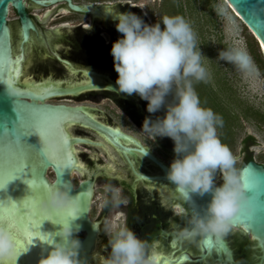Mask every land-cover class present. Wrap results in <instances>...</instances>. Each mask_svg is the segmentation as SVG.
I'll use <instances>...</instances> for the list:
<instances>
[{
  "label": "clouds",
  "instance_id": "obj_1",
  "mask_svg": "<svg viewBox=\"0 0 264 264\" xmlns=\"http://www.w3.org/2000/svg\"><path fill=\"white\" fill-rule=\"evenodd\" d=\"M109 14L115 30L121 34L109 49L116 73L114 85L110 86L146 101L145 110L149 114L163 108V115L145 116L140 130L154 141L157 137L172 141L174 155L165 178L181 200L192 203L193 196H208L203 214L193 209L183 218V225L177 226V240L192 241L201 235L222 239L232 229L233 218L250 211L249 197L235 167L237 157L217 136L220 117L201 106L193 87V81L206 78V70L200 62L202 53L189 23L180 15H163L159 21L149 24L130 10ZM217 59L241 71L247 70L251 63L247 52L236 48L218 50ZM6 92L9 96L17 94L10 86ZM38 137L43 152L54 155L60 150L54 136ZM217 172L221 175L218 184L215 183ZM70 199L62 187H51L37 203L41 210H57ZM76 218L47 220L58 227L45 233L48 249L37 264H82L78 258L80 240L75 235L79 231V225L74 223ZM107 235L108 254L103 264H155L154 256L146 253V243L127 226L109 229ZM20 254L15 251L7 228L0 226V264L7 260L16 262Z\"/></svg>",
  "mask_w": 264,
  "mask_h": 264
},
{
  "label": "flooded vegetation",
  "instance_id": "obj_2",
  "mask_svg": "<svg viewBox=\"0 0 264 264\" xmlns=\"http://www.w3.org/2000/svg\"><path fill=\"white\" fill-rule=\"evenodd\" d=\"M72 1L77 3L75 0ZM28 2L36 7H44L48 4L39 6L33 4L29 0H25L26 11L33 21L36 30L29 31L31 45H27L28 47L23 46V76H31L32 80L36 83H41L46 78L52 79L50 86H48L51 90L46 94H43L46 95L45 98L42 95L45 102L51 104L62 103L71 106H83L84 108L82 109L84 110L83 113L85 115L112 130H114L115 126H119L110 119L106 112L86 105L81 101L89 99L92 101H98L103 99L101 97H104L116 107L132 116L138 123H141L145 116L150 115L152 118H155L157 115H163V108L157 113L149 114L145 110L146 101L141 100L135 94L125 95L118 90L86 87L73 92L63 94L58 93L60 88L68 89L74 87L73 85L71 87L68 84V81L74 80L78 82L83 78L92 76L86 73L91 70L108 75L110 79L115 81L116 73L112 67V57L109 49L111 43L121 34L115 30L112 18H107L101 15L96 9L95 12L92 13L77 12L69 9L65 0H58L52 4L59 3L62 4V6L58 5L54 10L63 8L68 12L88 15L89 19H86V21H90V24L86 23V25L81 26L79 29L70 27V30L73 32V38L70 36V31L65 30L64 25H62V28H59L61 30L60 34L55 33V31L51 34L60 35L61 37H66V39L63 40L60 38L61 41L50 43L47 39V32L43 29L42 22L37 19L36 15L30 12ZM77 4L82 5L83 3ZM92 6L94 5L92 4ZM134 6L136 5H130V7H132L130 10L132 12H134ZM94 7L100 8L98 6ZM119 10L122 11L121 9ZM55 14L57 15L58 13ZM140 15L144 21L148 23L144 15ZM67 21V19L59 20L58 23ZM96 24H101L102 27L101 25L99 26ZM106 25L109 27V34L103 35L102 29H104ZM78 26H80V24ZM91 27H95L94 30H92ZM20 41L21 38L19 39V43ZM38 42L41 43L40 46L36 44ZM19 50L20 48L16 49V52ZM33 52L36 53V57H32L34 69L28 70L29 67L27 65H30L29 56ZM46 64L49 65L46 66ZM50 66L53 68V71H49ZM44 67L46 68L43 69ZM39 69L42 71H39ZM44 71L48 72L46 73ZM68 71H71L73 75L68 74ZM93 77L100 80L96 82L97 84L114 85V81H103V79L95 76ZM58 81H60V83H58ZM85 83L88 82H84V84ZM76 84V86H81L78 83ZM25 85L26 84L19 81L17 82L19 88H28ZM71 101L74 102L70 103ZM75 121L76 122H72V128L70 129L72 132L71 136L83 137L85 139H88L87 137H89L88 140L93 141L92 139H95V134L92 132L102 133L106 136V144L109 146V150L106 151L103 145H94L88 142L72 143L74 148L82 146L87 150L82 152L77 150V157L80 158L84 164L81 179L90 177L93 180V197L89 209V216L92 220L98 222V237L93 251V258H91L87 264H103V259L108 254V249L106 247L108 240L107 230H117V228L112 227V222L109 219H105L108 209L107 203L102 206L96 216L94 215L95 211L92 203L95 197L97 180H114L121 183V186L128 197L124 211L123 226L130 228L138 238L146 243L147 254H159L163 255L162 257L168 256L169 263L171 264H264V250L259 244V241L240 226H233L229 233L220 239L222 244L226 246V250L229 253V259H225V253L223 251H220L221 253H219L216 249H212L211 257H206L204 262L197 261L200 254L204 253L201 250L200 244L202 235L197 236L192 241H181L176 238L177 226L183 225V218L190 214V210L187 208V203L179 198L174 187L170 183L163 180L154 181L146 177H141V175L163 176L164 173L152 161L139 152L138 149L140 147L137 141L140 142V140L119 127L121 131L129 134L136 141V143L132 141L129 143L130 147L135 149V151H133L134 154L130 155L114 145L110 141L108 134L87 125L81 114L78 115V119ZM156 139L159 140V137ZM119 140L121 144L125 145L126 138L119 137ZM160 141L165 152H167V154H173L172 141L170 138L161 137ZM140 143L142 144L141 147L143 149L168 166L169 163L162 156L154 152V150L144 145L142 142ZM255 145H257L256 141L250 136L246 137L243 141L241 153L244 162L238 168V171L249 160L264 164V160H258L253 157V147ZM98 153L105 155L106 162L104 164L97 163L95 157ZM83 160H86V162L92 164V166L90 167L88 163H85ZM122 171H124L131 182H127L125 178H122ZM218 175L221 178L219 172ZM47 176L49 179L53 178V173L50 168L47 170ZM71 180L74 186H76L80 179L76 182L72 177ZM166 188L172 189L173 192L171 191L166 195ZM161 198H163V201H161ZM175 238L176 243L172 245ZM218 256H220V260ZM181 259L184 261H181ZM162 261L163 260L161 259V262L158 264H162Z\"/></svg>",
  "mask_w": 264,
  "mask_h": 264
},
{
  "label": "water",
  "instance_id": "obj_3",
  "mask_svg": "<svg viewBox=\"0 0 264 264\" xmlns=\"http://www.w3.org/2000/svg\"><path fill=\"white\" fill-rule=\"evenodd\" d=\"M25 0H0V113H6L8 117L10 118V124L11 127V121H14L16 118V114L13 111V102L17 101L18 103L22 105H31L33 104V96L29 95V90L32 91L34 94H36L37 98L35 99L34 103L36 107H43L51 110H60L63 109L67 112H74L77 113V115L81 114L84 117V122L91 126L96 128L99 131H102L109 135L110 141L121 148L126 153L133 155L135 149L131 148L129 143L135 142V139L130 136L129 134L135 136L142 142L144 145L148 146L154 152L162 156L168 163L170 162L168 159H166L160 151L155 147L152 146L143 136L136 134L132 131H129L125 128L124 123L120 117H118L113 111H111L107 106L102 105H91L86 104L91 107H95L97 109H100L101 111H104L108 114L110 119L114 121L118 126L126 131L127 133L121 131V129L117 126L114 127V130L109 129L105 127L104 125L100 124L99 122L95 121L94 119L88 117L83 112H80V110H83V106L75 105H65L62 103L59 104H51L44 101V98L46 95H40L41 90L33 88V85H41V89L46 85L47 87L50 86L52 79L46 78L41 83H36L34 80H32L31 76H23V60H24V51L23 46H29L31 45V40H29L30 35L29 31L36 30V27L31 20L28 12L26 11L25 7ZM33 4L44 6L49 3H54L58 0H29ZM67 3V6L69 9L77 12H95L99 11V13L107 18H111V15L109 12H115V11H122L130 10L132 7H130L131 4L136 5V3L131 2H120V3H102V4H93L94 6H98L100 8H95L90 3H83L82 5H79L77 3H74L72 0H65ZM228 4L232 7V9L235 11L237 16L240 18L241 22L249 29V31L254 35V37L259 41V43L264 47V0H226ZM103 6V7H102ZM12 8V9H11ZM134 12L137 13V15H144L143 11L136 5L133 7ZM131 11V10H130ZM17 16H16V14ZM145 19L146 15H144ZM18 18V20H17ZM19 21V23H18ZM148 21V20H147ZM149 23V22H148ZM150 24V23H149ZM101 25V24H96ZM102 27V25H101ZM60 27H53V26H43V29L47 32L46 34L47 39L50 43H56L58 41H61V39L65 40L66 37H61L60 35H54L51 34L53 31L55 33L60 34L61 30ZM62 28V27H61ZM79 29L80 27H75ZM95 27H91L92 30H94ZM109 27L106 25L104 29H102V34H109L108 32ZM65 30L70 31V36L73 38V32L70 30V27H65ZM91 30V31H92ZM20 35V36H19ZM70 37V38H71ZM21 38V41L19 43V39ZM13 39V41H12ZM28 40V41H27ZM38 46L41 45L40 42L36 43ZM27 46V47H28ZM20 48L19 51L16 52V49ZM261 51V50H260ZM261 54L264 56L263 51H261ZM36 57V53L33 52L30 54L29 64L27 65L29 67L28 70L34 69V65L32 63V57ZM19 58L20 61V74L15 76L14 78L11 76V73L9 72V69L15 66V62ZM264 58V57H263ZM43 64V63H42ZM49 64H46L48 66ZM44 67L43 69H45ZM39 71H42L39 69ZM49 71H53V68L50 66ZM48 72V71H44ZM60 73V72H59ZM87 74H90L92 76H89L88 78H83L80 81L76 82L74 80L68 81V84L72 88H60L59 92L60 94L73 92L76 90H80L83 88H106L111 90H117L115 87L110 86V84H97L96 82L100 81L94 78L93 76L103 79V81H114L110 79L108 75L99 73L97 71H88ZM68 74L73 75L71 71H68ZM21 82L26 84L28 88H19L17 86V82ZM84 82H88L85 83ZM60 83V81H58ZM80 84L81 86H76L77 84ZM13 88L16 91L15 96H9L6 92V89L8 87ZM36 92V93H35ZM19 93V95H18ZM104 98V97H101ZM78 119V118H77ZM76 119V120H77ZM72 122H76L73 120ZM72 122L66 124L64 126V130L69 136V144L68 147L71 150V159L73 161V164L71 167L64 168L62 170V175L64 177L63 183L58 182V175H57V169L56 167L51 163H45L43 167L40 169L42 173V179L46 181L49 185H55V187H62L69 195L70 198L75 196L79 199V205L77 206V218L75 219L74 223L79 225V231L75 233V235L80 240V249L78 250V258L81 259L82 264H87L91 258H93V251L95 248L96 239L98 237V222L95 220H92L89 216V209L91 205V200L93 197V180L90 177H87L86 179H81L83 173L84 164L81 161L80 158L77 157V150L87 151L82 146H77L74 148L72 143H90L94 145H103L106 151L109 150V146L106 144V136L102 133H96L95 139H92L93 141L85 139L83 137L78 136H71L72 132L70 129L72 128ZM119 137L126 138L125 145L121 144ZM25 143L33 145L35 147H39V137L37 134L33 133L29 136L22 137L21 138ZM120 142V143H119ZM139 141H137L139 145V152H141L146 158H148L150 161H152L161 171L164 173L163 176H144L141 175V177H146L154 181H166L165 178V172L167 169V166L160 160H158L156 157H154L152 154L147 152L145 149H143L141 146L142 144ZM125 154V153H124ZM87 156V154H86ZM85 156V157H86ZM8 157V143L3 139V129L0 127V167H3L6 159ZM258 160H264V156L259 157L257 155H253ZM33 159H36L34 156ZM97 160V163L104 164L106 162V157L102 153H98L95 157ZM85 163L86 160H83ZM77 165H83V168L78 167ZM88 165L91 167L92 164ZM51 169L53 173V178L49 179L47 176V170ZM255 170L257 172V177L255 178V188H256V195H257V202L260 205H264V164L256 163L253 160L247 161L239 170L240 179L241 182L244 184L245 180L248 179V170ZM82 173V174H81ZM122 178H125L127 182H131L122 171ZM31 173L25 172L21 175V177H18L12 181H10L5 189H0V210H3L6 206L4 204V200H12L13 203H16L19 200H22L23 197L27 194V185L23 182L24 177L30 178ZM74 178V181L79 182L74 186L71 178ZM221 178L218 175V172L215 175V183H220ZM169 183V182H168ZM166 195L169 194V192H173L172 189L166 188ZM246 190V189H245ZM144 193V192H142ZM246 194L249 197V192L246 190ZM208 199L207 194L204 196H193V202L187 203V208L190 210V213L193 209L201 212L203 214V205L205 201ZM128 201V197L126 196L125 191L123 190L121 183L119 181L114 180H97L96 186H95V197L93 199V209L95 211L94 215L96 216L97 213L100 211L102 206L107 203L108 209H107V215L105 217L106 220H110L112 222V227L117 228V230L120 227H123V218H124V211L126 207V203ZM161 201H163V198H161ZM177 212V211H176ZM120 215V216H119ZM245 213L237 214L236 217L232 220L233 226H240L246 231H248L250 234H252L254 237L257 238L259 241V244L261 245L262 249L264 250V230H261L256 227H249V222L243 217L245 216ZM58 225H53L50 221H43L39 226V231L41 233H51L52 231L57 228ZM113 228V229H114ZM33 243L27 245L26 251L21 253L17 259L15 264H37V260L40 258V256L46 254L48 245L46 242L39 240L37 237L32 238ZM176 243V238L173 240L172 245ZM201 244V250L204 253H201L199 258H197V261L204 262L206 257H211L212 249H216L219 253L220 251H223L225 253V259H229V253L226 250V246L222 244L221 240L216 239L215 237L210 236H203L200 241ZM222 245V247H221ZM152 256L156 257L158 256L159 259H155V264H158L162 261V264H171L169 263V257H162L163 255L159 254H153ZM188 257V256H187ZM220 260V256H218ZM181 261H184L181 259Z\"/></svg>",
  "mask_w": 264,
  "mask_h": 264
},
{
  "label": "rangeland",
  "instance_id": "obj_4",
  "mask_svg": "<svg viewBox=\"0 0 264 264\" xmlns=\"http://www.w3.org/2000/svg\"><path fill=\"white\" fill-rule=\"evenodd\" d=\"M77 3H120L131 2L143 5L139 7L151 24L171 10L170 2L182 7V15L189 23L195 43L202 53L201 64L206 70L204 81H193V87L202 107L210 108L221 119L216 132L222 144L226 145L237 157L235 167L238 169L244 162L242 145L246 137H252L255 145L253 155L264 156V76L250 54L247 40L257 44V39L241 22L226 0H75ZM62 4H48L44 7L33 6L28 2L29 10L42 22V26L81 27L90 24L88 15L68 12L56 8ZM169 5V7H168ZM55 13H58L57 15ZM174 14V13H173ZM67 19V22L59 20ZM80 24V26H78ZM236 48L247 52L251 59L247 70L241 71L235 65L218 60L217 52L222 49ZM262 59L263 55L261 54ZM264 60V59H263ZM71 101L70 103H73ZM84 104L107 106L120 117L127 130L143 136L152 146L169 161L173 154L165 152L161 137L155 141L140 130V124L128 113L103 98L100 100L81 101ZM167 148V147H166ZM170 148V147H169Z\"/></svg>",
  "mask_w": 264,
  "mask_h": 264
},
{
  "label": "snow or ice",
  "instance_id": "obj_5",
  "mask_svg": "<svg viewBox=\"0 0 264 264\" xmlns=\"http://www.w3.org/2000/svg\"><path fill=\"white\" fill-rule=\"evenodd\" d=\"M11 76L20 74V61L17 58L15 66L9 69ZM33 88L41 90V95L46 94L51 89L46 85L41 89V85H33ZM29 95L33 96V104L22 105L17 101L13 102V111L16 114L14 121H11L6 113H0V127L3 129V139L8 143V157L0 167V189H5L7 184L18 178L25 172H30L31 176L24 177L23 182L27 185V194L22 200L13 203L12 200H4L5 208L0 210V226H4L9 231L15 251L23 253L27 245L33 243L32 238L37 237L44 241L48 239L45 233L39 231L41 221L52 220L61 221L77 215L79 199L73 196L69 202L61 209L47 211L38 207L39 198L51 187L42 179L40 169L45 163L53 164L57 169L58 182L63 183L62 170L71 167V150L68 147L69 136L64 130V126L78 118L77 113L67 112L63 109L51 110L35 106L36 94L29 90ZM19 95V93H18ZM84 110H80L83 112ZM52 135L60 144V150L54 155L43 152L39 147L25 143L21 138L31 134ZM36 159H33V157ZM83 168V165H77ZM255 170H248V179L245 180V189L249 192L250 211L243 217L249 222V227H256L264 230V205L257 202ZM222 247V245H221ZM154 259H159L158 256ZM3 264H15L14 260L4 261Z\"/></svg>",
  "mask_w": 264,
  "mask_h": 264
},
{
  "label": "trees",
  "instance_id": "obj_6",
  "mask_svg": "<svg viewBox=\"0 0 264 264\" xmlns=\"http://www.w3.org/2000/svg\"><path fill=\"white\" fill-rule=\"evenodd\" d=\"M167 2H168V0H167ZM168 7H169V5H168ZM170 7H171V10H176L177 12H172L170 14L167 12V14L169 16L180 15V16L183 17L182 11H181L182 10V7L181 6L176 5L175 3H173L171 1L170 2ZM247 45H248V49H249L250 54L253 56V58H254V60H255V62L257 64V66H258L259 71L264 76V60H263L264 58L262 59L261 54L257 51V44L254 41L251 43L250 40L248 39L247 40Z\"/></svg>",
  "mask_w": 264,
  "mask_h": 264
},
{
  "label": "bare ground",
  "instance_id": "obj_7",
  "mask_svg": "<svg viewBox=\"0 0 264 264\" xmlns=\"http://www.w3.org/2000/svg\"><path fill=\"white\" fill-rule=\"evenodd\" d=\"M24 3H25V1H24ZM258 42V45H259V49L261 50V51H263V54H264V47L259 43V41H257Z\"/></svg>",
  "mask_w": 264,
  "mask_h": 264
}]
</instances>
